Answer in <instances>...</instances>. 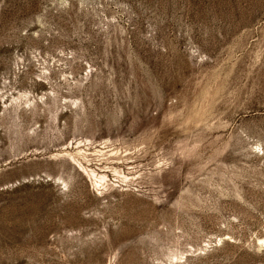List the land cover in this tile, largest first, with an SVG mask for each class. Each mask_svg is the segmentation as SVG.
Wrapping results in <instances>:
<instances>
[{
    "label": "rangeland",
    "instance_id": "1",
    "mask_svg": "<svg viewBox=\"0 0 264 264\" xmlns=\"http://www.w3.org/2000/svg\"><path fill=\"white\" fill-rule=\"evenodd\" d=\"M0 264H264V0H0Z\"/></svg>",
    "mask_w": 264,
    "mask_h": 264
},
{
    "label": "bare ground",
    "instance_id": "2",
    "mask_svg": "<svg viewBox=\"0 0 264 264\" xmlns=\"http://www.w3.org/2000/svg\"><path fill=\"white\" fill-rule=\"evenodd\" d=\"M92 175H96V173H92ZM101 176H102V175H101ZM94 177H95V176H94ZM104 177H105V175L102 176V178H104Z\"/></svg>",
    "mask_w": 264,
    "mask_h": 264
}]
</instances>
